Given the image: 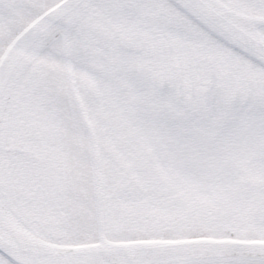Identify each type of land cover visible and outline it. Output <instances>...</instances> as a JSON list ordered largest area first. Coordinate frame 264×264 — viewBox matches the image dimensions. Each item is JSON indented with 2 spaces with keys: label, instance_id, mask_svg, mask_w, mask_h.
Here are the masks:
<instances>
[{
  "label": "snow or ice",
  "instance_id": "obj_1",
  "mask_svg": "<svg viewBox=\"0 0 264 264\" xmlns=\"http://www.w3.org/2000/svg\"><path fill=\"white\" fill-rule=\"evenodd\" d=\"M0 264H264V0H0Z\"/></svg>",
  "mask_w": 264,
  "mask_h": 264
}]
</instances>
